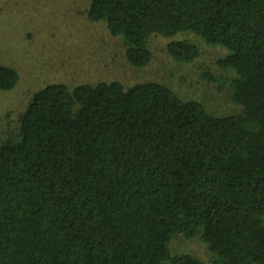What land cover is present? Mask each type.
<instances>
[{
	"label": "trees",
	"instance_id": "obj_1",
	"mask_svg": "<svg viewBox=\"0 0 264 264\" xmlns=\"http://www.w3.org/2000/svg\"><path fill=\"white\" fill-rule=\"evenodd\" d=\"M86 17L136 70L153 36L183 65L225 50L213 66L240 112L156 81L36 91L0 137V264H204L175 236L209 264H264V0H90ZM18 81L0 66V92Z\"/></svg>",
	"mask_w": 264,
	"mask_h": 264
},
{
	"label": "rangeland",
	"instance_id": "obj_2",
	"mask_svg": "<svg viewBox=\"0 0 264 264\" xmlns=\"http://www.w3.org/2000/svg\"><path fill=\"white\" fill-rule=\"evenodd\" d=\"M89 1L0 0V66L13 68L19 75L13 90L0 92V137L8 124L17 122L36 91L55 83L74 87L156 81L185 99L197 101L215 116L240 112L230 97L231 74L221 76L213 66L225 50L203 46L198 61L183 65L167 56L169 40L153 36L149 40L151 64L133 69L124 58L121 39L111 36L103 23L87 20ZM170 247L175 255L188 254L210 263L211 255L197 238L175 236Z\"/></svg>",
	"mask_w": 264,
	"mask_h": 264
}]
</instances>
